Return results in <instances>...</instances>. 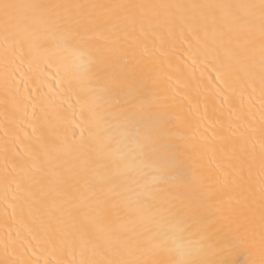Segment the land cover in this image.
Returning <instances> with one entry per match:
<instances>
[{
    "label": "snow or ice",
    "instance_id": "snow-or-ice-1",
    "mask_svg": "<svg viewBox=\"0 0 264 264\" xmlns=\"http://www.w3.org/2000/svg\"><path fill=\"white\" fill-rule=\"evenodd\" d=\"M0 264H264V0H0Z\"/></svg>",
    "mask_w": 264,
    "mask_h": 264
},
{
    "label": "bare ground",
    "instance_id": "bare-ground-1",
    "mask_svg": "<svg viewBox=\"0 0 264 264\" xmlns=\"http://www.w3.org/2000/svg\"><path fill=\"white\" fill-rule=\"evenodd\" d=\"M0 212H2V207H0ZM3 231H4V225L3 223H0V236L3 235Z\"/></svg>",
    "mask_w": 264,
    "mask_h": 264
}]
</instances>
